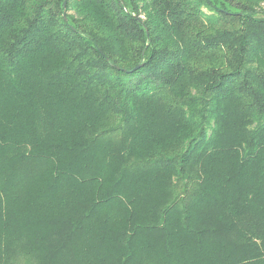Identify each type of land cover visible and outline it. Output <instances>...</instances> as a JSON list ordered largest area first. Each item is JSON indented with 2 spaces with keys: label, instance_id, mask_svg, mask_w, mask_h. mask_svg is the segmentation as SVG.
I'll list each match as a JSON object with an SVG mask.
<instances>
[{
  "label": "trees",
  "instance_id": "16d2710c",
  "mask_svg": "<svg viewBox=\"0 0 264 264\" xmlns=\"http://www.w3.org/2000/svg\"><path fill=\"white\" fill-rule=\"evenodd\" d=\"M258 54L264 0H0V256L26 232L12 264H264ZM151 97L183 108L181 146L112 167L99 138ZM82 108L96 116L79 127ZM154 167L170 184L129 185Z\"/></svg>",
  "mask_w": 264,
  "mask_h": 264
},
{
  "label": "rangeland",
  "instance_id": "374dc122",
  "mask_svg": "<svg viewBox=\"0 0 264 264\" xmlns=\"http://www.w3.org/2000/svg\"><path fill=\"white\" fill-rule=\"evenodd\" d=\"M258 56V59H260L257 62V65L264 68V54H258ZM228 108L231 109V118H234V121L237 124H241L243 121L246 122L247 118L250 116V114L247 113L249 111L245 107L243 109L242 105H239L237 101H230ZM132 112L134 121H131L127 130L121 134L116 135V133H113L107 135L105 138L100 137L98 140V145L102 147L103 153L108 158V160H110L112 167L127 165L128 163L137 160L143 155H146V153L150 151L151 147L154 148L156 145L162 144L167 140L172 141H170L168 148L174 149L175 147L179 148L181 146L187 127V123L184 122L185 113L182 107H171L165 98H138V100L135 101ZM95 116L96 114H94L93 111L82 108L78 115L77 125L82 127L86 123L92 122L95 119ZM100 117L102 120H104L100 123L103 126H108V123H106L108 122L107 114L101 113ZM95 124L96 121L94 126ZM97 126H99V124L96 125V127ZM79 127L78 129H80ZM241 139V135H239L235 130L234 133L230 131L227 134V137L224 138V142L228 143L227 145L233 148V146L239 145ZM239 150L240 149H238L237 152H239ZM237 152L236 156L238 157ZM232 155L233 152L229 151L223 155L221 154V159L223 158L225 161H230ZM193 163L194 165H192V168L196 170L199 169L197 165L198 162H195L193 159ZM135 171L136 172L128 174V183L129 185L133 186L134 189L138 187H142L143 189L147 188L152 179H157L154 178L155 175L159 176V179L163 183L170 184V169L154 167L153 170L146 169L143 172L138 170ZM25 233L26 232L20 234L14 241L10 243V247L5 252V254H1L2 256H0V264L13 263V260L16 258V256H18V254L23 250V240L25 238ZM52 233H54L53 228L45 227V236H47L48 239H51ZM56 237L58 238L59 236L56 235ZM86 237L87 236L83 233L75 236V240L71 246L79 245L80 250H82L88 238ZM29 256L32 257L34 261L31 259L30 260L34 263L43 264L45 262L39 258V253L37 255L39 257H37L35 254H30ZM81 257L82 262L85 263L88 259H90V257H92V254H83ZM112 260L113 257H110L109 261ZM75 261L80 262L81 260L79 259ZM98 264H108V259L106 258L103 263Z\"/></svg>",
  "mask_w": 264,
  "mask_h": 264
}]
</instances>
